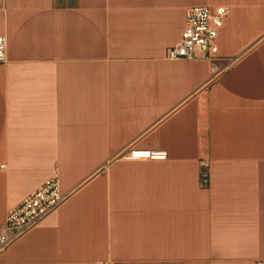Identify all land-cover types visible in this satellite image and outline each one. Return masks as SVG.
<instances>
[{
	"label": "crops",
	"instance_id": "1",
	"mask_svg": "<svg viewBox=\"0 0 264 264\" xmlns=\"http://www.w3.org/2000/svg\"><path fill=\"white\" fill-rule=\"evenodd\" d=\"M197 6L218 53L166 59ZM0 36V225L67 195L0 264H264V0H0Z\"/></svg>",
	"mask_w": 264,
	"mask_h": 264
},
{
	"label": "built area",
	"instance_id": "2",
	"mask_svg": "<svg viewBox=\"0 0 264 264\" xmlns=\"http://www.w3.org/2000/svg\"><path fill=\"white\" fill-rule=\"evenodd\" d=\"M229 9L224 6L189 7L186 11V26L180 40L170 47L168 60H212L218 53V38ZM8 61V38L0 36V63ZM168 156L165 150L128 148L123 159L132 162L163 160ZM206 168L207 163H203ZM207 175L204 173V181ZM59 176L47 179L37 190L29 194L18 206L10 209L6 221L0 225V252L37 228L66 200ZM94 264H109L95 262Z\"/></svg>",
	"mask_w": 264,
	"mask_h": 264
}]
</instances>
